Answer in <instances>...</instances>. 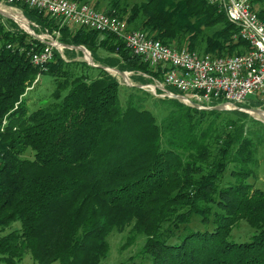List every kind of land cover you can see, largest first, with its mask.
Returning a JSON list of instances; mask_svg holds the SVG:
<instances>
[{"label": "trees", "instance_id": "16d2710c", "mask_svg": "<svg viewBox=\"0 0 264 264\" xmlns=\"http://www.w3.org/2000/svg\"><path fill=\"white\" fill-rule=\"evenodd\" d=\"M13 5L35 33L58 32L63 50L52 49L45 70L33 65L30 52L44 44L0 14V233L19 224L0 236V263L29 255L33 264H100L107 235L127 229L128 242L144 236L150 264H264V191L248 182L258 159L247 122L262 124L238 110L122 89L104 67L132 72L140 84L161 81V67L113 33ZM252 9L264 20V0ZM102 11L170 48L217 57L250 50L210 0H109ZM80 46L99 67L78 59ZM38 74L51 78L52 100L30 111L20 97ZM149 99L166 110L160 122ZM245 107L264 104L247 99ZM240 220L253 233L235 242Z\"/></svg>", "mask_w": 264, "mask_h": 264}, {"label": "built area", "instance_id": "2783aa9c", "mask_svg": "<svg viewBox=\"0 0 264 264\" xmlns=\"http://www.w3.org/2000/svg\"><path fill=\"white\" fill-rule=\"evenodd\" d=\"M16 2L45 11L63 23L110 32L123 39L134 55L151 66L161 67V81L156 80L155 86H146L156 97L176 99L200 110H210L214 106H223L225 110L240 109L239 105L245 103L249 96L258 98L264 104V20L259 19L252 9L254 0H210V3L225 11L228 21L238 27L239 37L250 46V50L243 54L225 57L170 48L148 38L139 30L128 29L123 20L106 15L84 2L1 0L0 6L12 9L14 15L26 20L27 26L23 27L11 14L8 15L10 19L21 30L44 44L41 50L30 52V60L33 65L45 70V65L52 59V49L63 50L57 41L59 34L35 33L33 28L36 25L25 18L20 8L13 5ZM40 76L38 74L26 87L20 100L34 88ZM215 102H218L217 105H214ZM5 123L4 120L3 125Z\"/></svg>", "mask_w": 264, "mask_h": 264}, {"label": "rangeland", "instance_id": "374dc122", "mask_svg": "<svg viewBox=\"0 0 264 264\" xmlns=\"http://www.w3.org/2000/svg\"><path fill=\"white\" fill-rule=\"evenodd\" d=\"M82 1H86L87 4H89L90 6H94L97 3L96 9H98V11L100 12H103L102 10L107 7L109 0H82ZM94 1L96 2L94 3ZM141 1L142 0H123V3L131 5L134 2H141ZM0 7H1L0 11L3 12V14L5 15L11 14V16L16 18L17 21L21 25L23 24L22 25L23 27H26L24 26L26 24L25 23L26 20L25 21L24 19L20 20L19 17L13 14L12 9H10L9 7L3 6V5ZM16 29H20V28L17 26ZM22 32L26 33L24 30H22ZM99 53L100 55H106L105 52L100 51ZM87 58L90 60L88 56ZM78 59L85 61L83 54ZM112 71L113 70H111V72H108V71L107 72L117 79L122 89L124 87L134 86L137 88H141L144 91H147L149 94H151V92L148 90L146 86L147 85L155 86L156 79L153 77L149 79L150 78L149 76L143 74V77H145L146 79H149L150 82L147 84H140L138 82H134L131 79L132 74H133L132 72H126L127 75L126 77L123 78V76H121L120 74L114 73ZM53 89H54V85L52 83L51 78L47 75L40 76V79L37 82V84H35L34 88L28 91L26 95L23 97V98H27L28 100L27 106L29 110L32 111L41 105L48 104L52 100L51 93L53 92ZM126 95L127 93L124 90H121V93H120L121 99L120 98L119 99L123 100L126 97ZM157 98H160V97H157ZM248 99H254V97L249 96ZM153 102L154 101H151L150 99L148 100V108L156 115L158 122H160L165 116L166 110L163 109L162 107L154 106ZM246 105H247V101L243 103L241 106H239L240 109H230V110H238L240 112H245L249 115V117L252 120H255L262 124V125H259L250 120H248L247 122L248 129L251 130V132H253L251 136L253 138V141L255 142L254 144L256 146V157L258 159V165L256 169L254 170V176L249 178L248 182L253 186V188L264 191V127H261V126H264V119L255 116L252 113V111H249L250 112L249 114L247 111L251 109H248L247 107H245ZM258 108L262 109L261 107H258ZM17 228H19L18 223L11 224L9 227L5 228L0 233V236L7 234L8 232L14 229H17ZM128 231L129 230L127 229L123 232H118L116 230H113L107 235V241L109 243V252H108L107 257L104 260H102L100 264H150L149 257L141 253V248L144 243V236L138 235L136 238H134L133 242H128L130 238L128 236L129 235ZM252 233H253V229L250 227V225L245 220H240L233 227V230L231 232V240L235 242L247 241ZM0 264H3V263H0ZM21 264H33V261L29 255H26L21 261Z\"/></svg>", "mask_w": 264, "mask_h": 264}, {"label": "water", "instance_id": "95a60500", "mask_svg": "<svg viewBox=\"0 0 264 264\" xmlns=\"http://www.w3.org/2000/svg\"><path fill=\"white\" fill-rule=\"evenodd\" d=\"M0 14L3 15V16H5V17L10 18V16L3 14V12H1V11H0ZM59 44H60V43H59ZM60 45H61V44H60ZM61 46H63V45H61ZM77 49L80 50V51L82 52V54L84 55V59H85V61H86L89 65L94 66V67H99V65H96V64H94V63L92 62V57H91V55H90V52H89L88 50H86L85 47L80 46V47H77ZM86 55L90 58V60L87 58ZM104 70H106V71H108V72H111V70H113L112 72H114V73H118V74H120L121 76L127 75L126 72L118 71L117 69H114V68L104 67ZM194 108H196V107L194 106ZM211 109L220 110V111H221V110H225V108H224L223 106H214V107H212ZM211 109H210V110H211ZM248 111L258 112V113H259V112H264V110H262V109H260V108L251 109V110H248ZM248 113H249V112H248ZM249 114H250V113H249Z\"/></svg>", "mask_w": 264, "mask_h": 264}, {"label": "bare ground", "instance_id": "6f19581e", "mask_svg": "<svg viewBox=\"0 0 264 264\" xmlns=\"http://www.w3.org/2000/svg\"><path fill=\"white\" fill-rule=\"evenodd\" d=\"M1 9V7H0ZM20 18V17H19ZM23 19V18H20V20ZM25 21V20H24ZM26 24L24 26H27V22H25ZM23 25V24H22ZM126 77V75L123 76V78ZM255 116L257 117H260L262 119H264V112H252Z\"/></svg>", "mask_w": 264, "mask_h": 264}, {"label": "crops", "instance_id": "0c3cea01", "mask_svg": "<svg viewBox=\"0 0 264 264\" xmlns=\"http://www.w3.org/2000/svg\"><path fill=\"white\" fill-rule=\"evenodd\" d=\"M81 2V1H80ZM82 2H84V1H82ZM86 2V1H85ZM96 1H94V3H95Z\"/></svg>", "mask_w": 264, "mask_h": 264}]
</instances>
